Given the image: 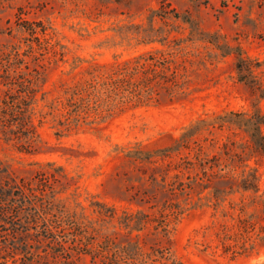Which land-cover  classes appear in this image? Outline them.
I'll return each instance as SVG.
<instances>
[{"label":"rangeland","instance_id":"rangeland-1","mask_svg":"<svg viewBox=\"0 0 264 264\" xmlns=\"http://www.w3.org/2000/svg\"><path fill=\"white\" fill-rule=\"evenodd\" d=\"M33 29L46 32L37 43ZM14 49L31 69L43 63L45 100L37 94L29 153L0 131V190L49 182L53 211L32 226L25 203L0 206V264H108L114 257L77 254L79 244L98 249L111 238L118 249L127 236L137 252L117 256L120 264H264L263 207L237 189L256 170L264 196V158L248 129L215 120L264 117V0H0V50ZM142 55L169 59L172 99L165 92L158 103L68 131L44 116L90 66ZM132 213L146 222L139 233L121 224ZM25 236L41 249L20 252ZM60 244L65 253L48 249Z\"/></svg>","mask_w":264,"mask_h":264},{"label":"trees","instance_id":"trees-1","mask_svg":"<svg viewBox=\"0 0 264 264\" xmlns=\"http://www.w3.org/2000/svg\"><path fill=\"white\" fill-rule=\"evenodd\" d=\"M41 35H46L44 30H40ZM35 29L29 30L30 38L38 42L39 35ZM51 37L44 39L48 46L54 47L49 41ZM32 49V46L30 45ZM14 49L13 52L7 53L0 50V131L5 135H10L12 140L19 142V150L29 153L31 146L37 140V131L33 123L34 109L38 102L37 94L42 95L41 100H45L42 93L44 85V65L36 64L34 68H30L28 64H24L23 59H19L18 53ZM48 51L42 50L43 54ZM41 54V53H40ZM167 57H163L162 63L160 59L152 57V55H142L131 60L121 63H113L110 65H93L82 72L72 83L64 86L62 94L52 99L46 105L44 116H49L57 120L60 127L65 131L73 127L86 124H101L108 120L115 112L133 107H139L152 103H158L161 95L166 92L168 97L172 99L175 84V75L169 79L165 75L170 71V65L167 63ZM24 67V72H19ZM173 74V73H172ZM171 74V75H172ZM168 91V92H167ZM219 126H237L239 128L248 129L251 142L256 148L258 154L264 158V135L262 128L264 127V117L259 113L251 116L236 112H227L216 119ZM42 122L41 120L39 123ZM142 160H151L152 155L148 152H138V156ZM52 166V163H46L45 166ZM58 170L61 169L58 167ZM53 176V175H52ZM258 176L256 170H248L237 184V189L242 193L253 194V199L263 207L264 212V196H257ZM5 189L0 190V206L17 201L25 203L32 212L29 218H26L27 225H34L44 216H49L53 211V193L52 186L49 182H29V183H7ZM254 202V201H252ZM28 205V206H26ZM18 205H16V208ZM239 214H242L243 208L238 209V205H234ZM23 212V211H22ZM17 214V212L15 211ZM4 212L0 208V222H4ZM25 215V214H24ZM145 217V214H142ZM138 214H129L125 221L121 222L125 227L129 224L138 226L134 231L139 233L145 226L143 219L136 218ZM112 217V213L110 214ZM134 217V218H132ZM49 226H46V229ZM73 228L77 230L78 226L73 224ZM77 238V237H76ZM121 247L114 248V240L107 239L103 247L95 249L92 241L79 244L77 248L79 255L94 256H111L114 259L121 257L126 260L137 252L138 245L128 236ZM93 240V239H92ZM44 243L45 240H40ZM39 242V241H37ZM35 240L23 237L20 240V252H36L41 248ZM46 242V241H45ZM40 243V242H39ZM132 247V249H130ZM48 249L65 253L67 247L64 244ZM234 256L242 253L233 251ZM54 258H63L64 254L52 253ZM114 259L109 258L106 263L120 264L124 263L119 259L114 263ZM114 260V261H113ZM120 262V263H119Z\"/></svg>","mask_w":264,"mask_h":264}]
</instances>
